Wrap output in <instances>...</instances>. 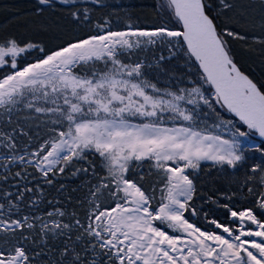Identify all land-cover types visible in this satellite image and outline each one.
<instances>
[{
    "label": "snow or ice",
    "instance_id": "1",
    "mask_svg": "<svg viewBox=\"0 0 264 264\" xmlns=\"http://www.w3.org/2000/svg\"><path fill=\"white\" fill-rule=\"evenodd\" d=\"M0 11V264H264V0Z\"/></svg>",
    "mask_w": 264,
    "mask_h": 264
},
{
    "label": "rangeland",
    "instance_id": "2",
    "mask_svg": "<svg viewBox=\"0 0 264 264\" xmlns=\"http://www.w3.org/2000/svg\"><path fill=\"white\" fill-rule=\"evenodd\" d=\"M11 3H12V5L14 6V4H13V1H16V0H9ZM8 0H0V2L1 3H8L9 5L11 4L10 2H9ZM17 2H18V0H17ZM122 2L123 3H143V4H146V5H151L152 3H153V0H122ZM4 12H6V11H4ZM3 12V13H4ZM1 13V12H0ZM9 13V12H8ZM7 13V14H8ZM6 13L4 14V16L3 17H1V19H0V23H2L3 21H4V19H5V17H7L8 15H7ZM145 14L147 15V14H149V13H147V9H145ZM1 15V14H0ZM3 20V21H2ZM245 56V58L247 59V61L248 62H250L251 61V63H252V59H254V58H252V57H250V56H248V54L246 53V55H244ZM248 66V64H246L245 65V67H247ZM252 66H253V68L251 67V70L253 71V74L254 75H257L258 76V74L260 73V68H259V66H258V61L255 63V64H253L252 63ZM255 68V69H254Z\"/></svg>",
    "mask_w": 264,
    "mask_h": 264
},
{
    "label": "trees",
    "instance_id": "3",
    "mask_svg": "<svg viewBox=\"0 0 264 264\" xmlns=\"http://www.w3.org/2000/svg\"><path fill=\"white\" fill-rule=\"evenodd\" d=\"M2 1V0H1ZM9 1V0H8ZM10 2V1H9ZM11 3V2H10ZM29 3H30V0H18V2H17V0L16 1H13V4H14V6L12 5V3L10 4V6H12L13 8H19V9H21V10H25V9H27V7H28V5H29ZM0 4H4V3H1L0 2ZM5 4H8V3H5ZM1 13V15H0V19H1V17H3L4 16V14L6 13H8V12H4V11H0ZM4 12V13H3ZM9 14V13H8ZM7 14V15H8ZM10 15V14H9ZM8 15V16H9ZM3 21V20H2ZM244 55H246V53H244V52H241L240 54H239V56H238V59H242V60H245V61H247V59L245 58V56ZM248 56H249V54H248ZM255 59V58H254ZM258 61V60H257ZM248 62V61H247ZM248 64H251V67L253 68V66H252V63H251V61L250 62H248ZM255 69V68H254ZM259 75V74H258Z\"/></svg>",
    "mask_w": 264,
    "mask_h": 264
}]
</instances>
